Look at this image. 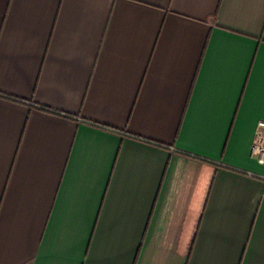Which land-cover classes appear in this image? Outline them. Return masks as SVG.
Instances as JSON below:
<instances>
[{
  "label": "crops",
  "instance_id": "crops-1",
  "mask_svg": "<svg viewBox=\"0 0 264 264\" xmlns=\"http://www.w3.org/2000/svg\"><path fill=\"white\" fill-rule=\"evenodd\" d=\"M261 119L264 0H0V264H264Z\"/></svg>",
  "mask_w": 264,
  "mask_h": 264
},
{
  "label": "built area",
  "instance_id": "built-area-1",
  "mask_svg": "<svg viewBox=\"0 0 264 264\" xmlns=\"http://www.w3.org/2000/svg\"><path fill=\"white\" fill-rule=\"evenodd\" d=\"M257 126H258L257 136L252 146V152L258 153L261 157H263L264 156V119L259 120Z\"/></svg>",
  "mask_w": 264,
  "mask_h": 264
}]
</instances>
